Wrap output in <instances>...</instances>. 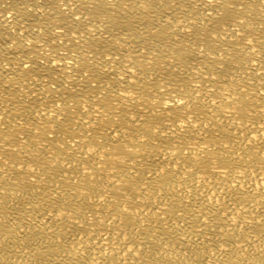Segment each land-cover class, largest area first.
<instances>
[{
    "label": "bare ground",
    "instance_id": "bare-ground-1",
    "mask_svg": "<svg viewBox=\"0 0 264 264\" xmlns=\"http://www.w3.org/2000/svg\"><path fill=\"white\" fill-rule=\"evenodd\" d=\"M0 264H264V0H0Z\"/></svg>",
    "mask_w": 264,
    "mask_h": 264
}]
</instances>
